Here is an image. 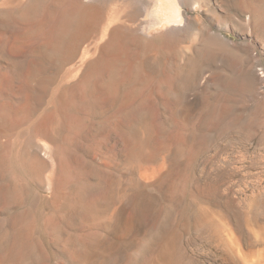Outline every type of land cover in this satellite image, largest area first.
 Returning a JSON list of instances; mask_svg holds the SVG:
<instances>
[{
	"label": "rangeland",
	"instance_id": "obj_1",
	"mask_svg": "<svg viewBox=\"0 0 264 264\" xmlns=\"http://www.w3.org/2000/svg\"><path fill=\"white\" fill-rule=\"evenodd\" d=\"M87 1L0 0V264H264V0L100 62Z\"/></svg>",
	"mask_w": 264,
	"mask_h": 264
},
{
	"label": "bare ground",
	"instance_id": "obj_2",
	"mask_svg": "<svg viewBox=\"0 0 264 264\" xmlns=\"http://www.w3.org/2000/svg\"><path fill=\"white\" fill-rule=\"evenodd\" d=\"M114 2L135 5L138 11L125 12L126 14L122 17L107 16L105 11L109 4ZM87 3L75 7L87 15L85 14L83 17V20H86V28L82 30L81 37L72 47H82L78 43L83 42L82 39L89 36L87 39L90 38L92 42L89 41L91 43L87 44V47H102L99 62L104 61L108 47H160L154 41L156 37L164 39L166 44L164 47H174L176 43H179L183 32L185 33V30L190 28V23L192 24L190 17L186 15L185 28L167 25V23L182 22L179 18L178 3L187 9L192 6L191 0H180V2L178 0H89ZM108 19L112 22L104 29L103 26ZM159 28H164V32L155 35V32H159ZM88 40L85 41L88 42ZM86 78L85 76L84 82L87 80Z\"/></svg>",
	"mask_w": 264,
	"mask_h": 264
}]
</instances>
